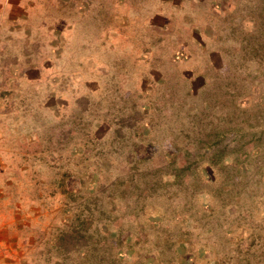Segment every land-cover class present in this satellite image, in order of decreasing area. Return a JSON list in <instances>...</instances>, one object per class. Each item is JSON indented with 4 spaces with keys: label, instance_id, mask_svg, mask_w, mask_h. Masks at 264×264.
Wrapping results in <instances>:
<instances>
[{
    "label": "rangeland",
    "instance_id": "374dc122",
    "mask_svg": "<svg viewBox=\"0 0 264 264\" xmlns=\"http://www.w3.org/2000/svg\"><path fill=\"white\" fill-rule=\"evenodd\" d=\"M59 251L264 264V0H0V264Z\"/></svg>",
    "mask_w": 264,
    "mask_h": 264
},
{
    "label": "trees",
    "instance_id": "16d2710c",
    "mask_svg": "<svg viewBox=\"0 0 264 264\" xmlns=\"http://www.w3.org/2000/svg\"><path fill=\"white\" fill-rule=\"evenodd\" d=\"M62 234H65V233H62ZM57 250H59L58 248H57ZM61 252L62 251H59V252H57V253H55L51 258H56V259H58V260H61V264H67L66 263V261H67V256H65V253L63 254H61ZM88 254L89 253H87V251L86 252H84L81 256H79V257H77V259L78 260H81L82 262H84V261H86L87 259H88ZM50 258V259H51ZM49 260V259H48ZM48 260H46V261H44L45 263H47V264H49V262H48Z\"/></svg>",
    "mask_w": 264,
    "mask_h": 264
}]
</instances>
